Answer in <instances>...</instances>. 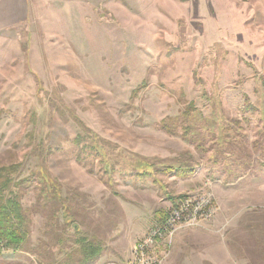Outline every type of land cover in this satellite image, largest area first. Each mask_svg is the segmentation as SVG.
Instances as JSON below:
<instances>
[{"label":"rangeland","instance_id":"obj_1","mask_svg":"<svg viewBox=\"0 0 264 264\" xmlns=\"http://www.w3.org/2000/svg\"><path fill=\"white\" fill-rule=\"evenodd\" d=\"M14 164L28 234L0 264H71L88 242L125 260L201 192L214 218L177 231L164 264H264V0H0Z\"/></svg>","mask_w":264,"mask_h":264},{"label":"built area","instance_id":"obj_2","mask_svg":"<svg viewBox=\"0 0 264 264\" xmlns=\"http://www.w3.org/2000/svg\"><path fill=\"white\" fill-rule=\"evenodd\" d=\"M215 214L216 208L210 192L184 196L163 222L150 228L134 245L127 259L109 264H164L177 231L200 227L210 222Z\"/></svg>","mask_w":264,"mask_h":264},{"label":"trees","instance_id":"obj_3","mask_svg":"<svg viewBox=\"0 0 264 264\" xmlns=\"http://www.w3.org/2000/svg\"><path fill=\"white\" fill-rule=\"evenodd\" d=\"M143 166L151 167L149 164ZM18 170V164L0 167V243H4L8 247L19 246L25 241L28 234L26 210L23 208L19 196L13 190L15 186L13 175ZM179 171L182 176H188L192 170L182 167ZM167 216L165 214L160 222H163ZM99 253L100 250L93 242H88V245L83 247L84 255L96 257Z\"/></svg>","mask_w":264,"mask_h":264},{"label":"crops","instance_id":"obj_4","mask_svg":"<svg viewBox=\"0 0 264 264\" xmlns=\"http://www.w3.org/2000/svg\"><path fill=\"white\" fill-rule=\"evenodd\" d=\"M59 1L77 4V5H85L88 3L104 2L106 0H59ZM157 223H160V220L156 221L155 224H157ZM150 224H151V222L149 224L145 225V227H141L138 229V239H141L147 233V231H149V229H150L149 225ZM101 247H103V249L102 250L99 249L100 253L96 257H93V258L98 257V260L96 261V263H98V264H109L110 263L109 257L112 256V254H111L112 248L111 249L109 248L110 247L109 244L106 246L102 244ZM90 256H93V255H90ZM89 259L90 258H87L86 255L83 254L80 258L75 259L71 264H78L79 262H81L83 264H87ZM101 262H103V263H101ZM211 263L217 264V262L214 260H212Z\"/></svg>","mask_w":264,"mask_h":264}]
</instances>
